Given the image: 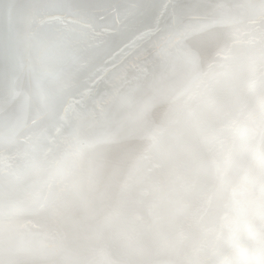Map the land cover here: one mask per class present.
I'll use <instances>...</instances> for the list:
<instances>
[{"label": "bare ground", "instance_id": "6f19581e", "mask_svg": "<svg viewBox=\"0 0 264 264\" xmlns=\"http://www.w3.org/2000/svg\"><path fill=\"white\" fill-rule=\"evenodd\" d=\"M88 2L108 6L101 14L109 20L112 6L155 9L138 34L124 36L112 24L102 37L113 42L109 49L90 40L79 61L66 68L78 77L76 84L41 75L31 90L0 95L1 248L8 254L17 249L14 255L22 259L31 251L23 240L29 232L46 236L59 214L74 227L95 199L112 195L131 224L119 226L118 215L100 211L92 221L106 240L118 241L114 232H125L121 249L127 251L129 237L154 246L150 242L162 238L173 213L207 219L225 207L224 239L221 248L211 249L214 259L231 254L264 264L261 217L255 228L262 239L246 249L240 245L245 212L264 195V0ZM123 155L138 159L128 160L129 166ZM102 157L123 158L116 168ZM126 166L127 174L121 169ZM187 171L191 192L175 182ZM151 182V198L157 190L164 199L170 192L177 199L158 217L130 195L134 185ZM59 230L64 244L51 253L68 263L86 255L97 264L99 251L83 246L77 233L72 238L73 230ZM148 249L149 257L156 253ZM5 260L0 255V264ZM155 262L166 263L162 255Z\"/></svg>", "mask_w": 264, "mask_h": 264}, {"label": "snow or ice", "instance_id": "6c2138e0", "mask_svg": "<svg viewBox=\"0 0 264 264\" xmlns=\"http://www.w3.org/2000/svg\"><path fill=\"white\" fill-rule=\"evenodd\" d=\"M107 7L88 0L0 3V95L8 98L21 89L31 90L39 86L41 75L76 84L78 77L66 68L79 61L90 40L97 48L109 49L113 42L102 37L112 24L124 36L138 34L151 23L155 9L142 3L112 6L114 19L109 20L101 14Z\"/></svg>", "mask_w": 264, "mask_h": 264}, {"label": "rangeland", "instance_id": "374dc122", "mask_svg": "<svg viewBox=\"0 0 264 264\" xmlns=\"http://www.w3.org/2000/svg\"><path fill=\"white\" fill-rule=\"evenodd\" d=\"M169 134L162 137L161 139H167ZM177 137V133L167 142V144H171L175 141ZM171 148L170 147H166ZM128 155H123V157H119L118 159H111L102 157L105 159H109V164L119 167L118 162L123 158H127V162L129 166L131 165L128 160H131ZM121 167L125 172V174L129 173L130 167ZM196 167H192L189 170H194ZM122 170V171H123ZM192 172L187 171L186 174H182L180 177V182L175 181L177 185H186L188 187V191L191 192L195 186H193L190 182ZM134 189L130 192V195L134 197L140 204L150 205V207L146 210V214H153L155 217H158L163 212H167L168 208L173 205L177 201L176 197L173 193H168L167 198H163V196L159 195L157 190L153 191V198L148 195L149 191L152 189V182L145 185H134ZM184 193L181 191L177 196ZM191 195V194H188ZM192 196V195H191ZM178 197V199H179ZM112 195L108 199H95L91 206L92 210H88L85 212L84 218L80 221L79 224L74 227H70L69 220L65 217V214H59L57 216V226L55 228L50 229V232L45 236L34 234L33 231L29 232L28 236L23 238L26 245L29 247L31 251H45V252H54L60 244H64V240L59 236L58 232L59 227L62 229L73 230L75 234L72 238H76V233L84 239L83 246L93 247L95 250L99 251L97 264H158L155 262L156 257L162 255L165 260V264H246V261L240 259L236 261L235 258H229L231 254H227L225 259L215 260L213 252L211 249H219L222 245L223 238V225L224 218L227 208L223 207L221 211L218 210L217 213H214L213 217L207 219H199L196 216L187 215V212H178L169 217V222L166 225L162 232V238H158L155 241L150 242V244L154 246L148 247L147 245L143 246V241H136L135 239L129 237L127 240V251L126 246L121 249L118 241L124 243L125 232H114V235L120 240L114 241L111 239L106 240L104 238V232L101 231L97 224L92 221V215L95 211L103 212L110 216L118 215L116 220L120 221L119 226H126L127 224H131L129 221L130 215H126L121 210L117 204L111 203ZM124 205H126L124 203ZM166 206L163 211V207ZM84 210L87 208H82ZM225 210V211H224ZM131 211V215H132ZM245 222L244 231L246 236L240 237V245H242L245 249L248 248L249 243L258 244L257 240L262 239L259 235V232L255 227L257 226L256 218L261 217L264 220V195L261 194V198H256L254 201V206L250 207V210L245 212ZM78 215V213H76ZM109 217V216H108ZM141 215H136L135 218H139ZM111 219V217H109ZM112 220V219H111ZM140 224L146 228H149L150 225L144 221H140ZM69 227V228H68ZM255 228V231L252 228ZM141 233H144L141 230ZM139 234L140 237L144 240L142 234ZM244 242V243H243ZM196 243V245H195ZM141 245V246H140ZM195 245V246H194ZM195 247V248H194ZM148 248L156 249V253L149 257V255L153 254V249L150 251ZM259 250L260 248H256ZM254 252L258 253L257 250ZM17 250V249H16ZM16 250H12L9 254L6 253L0 244V255L7 260L20 259V255H14ZM234 249H231L229 252H233ZM101 251L106 255H101ZM86 253V251H85ZM97 253V252H96ZM145 254L146 261H138L139 256L141 254ZM127 255V257H126ZM82 261H87V264H91L88 262L86 255L83 256L80 260L71 261L68 264H81Z\"/></svg>", "mask_w": 264, "mask_h": 264}, {"label": "clouds", "instance_id": "9594fccd", "mask_svg": "<svg viewBox=\"0 0 264 264\" xmlns=\"http://www.w3.org/2000/svg\"><path fill=\"white\" fill-rule=\"evenodd\" d=\"M2 264H68V261L59 252L30 251L22 259H6ZM81 264H87V261H82Z\"/></svg>", "mask_w": 264, "mask_h": 264}]
</instances>
